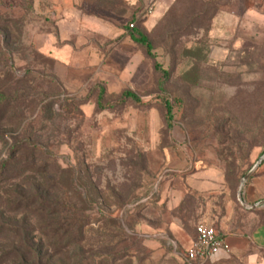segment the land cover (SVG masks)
<instances>
[{
  "label": "rangeland",
  "instance_id": "1",
  "mask_svg": "<svg viewBox=\"0 0 264 264\" xmlns=\"http://www.w3.org/2000/svg\"><path fill=\"white\" fill-rule=\"evenodd\" d=\"M76 6L122 34L82 30L67 62L130 42L136 62L120 83L67 81L65 56L46 50L63 46L54 0H0V264H183L144 246L142 219H180L183 242L165 234L180 250L200 223L222 234L257 226L264 196L244 193L264 160L243 203L238 191L264 153V0ZM131 24L155 59L131 40ZM173 154L184 164L172 167ZM166 183L185 192L175 209L159 200Z\"/></svg>",
  "mask_w": 264,
  "mask_h": 264
},
{
  "label": "crops",
  "instance_id": "2",
  "mask_svg": "<svg viewBox=\"0 0 264 264\" xmlns=\"http://www.w3.org/2000/svg\"><path fill=\"white\" fill-rule=\"evenodd\" d=\"M77 1L54 0L56 8L60 13L59 20L56 22L57 33L54 38L59 39L63 43V46L60 47L58 42H55V44H47L46 50L48 52L55 50L57 54L65 56L64 60H58L66 67L65 77L71 84L80 85L92 80L120 83L123 80L122 78L129 74V70L132 69L133 64L136 62L134 61V49L130 42L120 41L106 53L102 51V54L97 50H89L86 56L88 58L78 65L67 62L69 61L68 56L71 51L69 41L80 34L82 30L101 34L112 39L114 36H120L122 34V30L112 28L102 19L82 13L78 6H76ZM142 1L146 4L152 3L153 1H156L160 5L166 3V0ZM170 2L168 1V3ZM180 159L176 154H173L172 167L178 168L183 165L184 159ZM201 175V172L199 173L196 170L190 177H198ZM184 196L185 192L180 190V187L176 189L173 185L170 186V183H166L160 192L159 200L165 203L170 209H175L181 204ZM244 196L249 202H252L254 199L256 200V196H264V177L254 179L249 184ZM258 206L257 209H260ZM179 229H182L181 221L176 217L170 219L164 228L159 225H152L145 219H142V223L138 225V230L141 232V236H143L144 246L150 248L159 256L168 252L169 256L175 257L185 264L181 256L174 250V244L178 245V242L168 237L170 236L168 233L178 237L174 233V230ZM218 232L222 234L219 230ZM195 236L196 231L191 233L186 243H190ZM222 236L230 245V253L222 251L215 255L212 260L204 264H264V220H261L257 226L248 231L222 234ZM178 240L183 242L179 237Z\"/></svg>",
  "mask_w": 264,
  "mask_h": 264
},
{
  "label": "built area",
  "instance_id": "3",
  "mask_svg": "<svg viewBox=\"0 0 264 264\" xmlns=\"http://www.w3.org/2000/svg\"><path fill=\"white\" fill-rule=\"evenodd\" d=\"M130 26L134 27V24ZM174 250L185 264H204L222 251L230 253L231 248L214 226L200 223L196 226V236L192 245L183 251L174 244Z\"/></svg>",
  "mask_w": 264,
  "mask_h": 264
},
{
  "label": "trees",
  "instance_id": "4",
  "mask_svg": "<svg viewBox=\"0 0 264 264\" xmlns=\"http://www.w3.org/2000/svg\"><path fill=\"white\" fill-rule=\"evenodd\" d=\"M128 29H129V35L132 38V40L136 44L143 47L147 57L151 58V59H155V54L153 53V45H152V42H151L148 34L142 28H139V27L137 28L135 26L134 27L128 26ZM154 66H155V68H158L157 63H155ZM104 93H105V90L102 89L101 94L99 96V101H98V104L100 107L102 105L101 101L103 99ZM123 95L126 98L132 99L133 101H135L137 103L140 102L139 96L131 90H125L123 92ZM41 262H43V259L41 257H38V263H41Z\"/></svg>",
  "mask_w": 264,
  "mask_h": 264
},
{
  "label": "water",
  "instance_id": "5",
  "mask_svg": "<svg viewBox=\"0 0 264 264\" xmlns=\"http://www.w3.org/2000/svg\"><path fill=\"white\" fill-rule=\"evenodd\" d=\"M264 160V153L262 154V156L258 159V161L253 165V167L245 174V176L242 178L241 180V185H240V188H239V191H238V200L243 203V200H242V187L244 185V183L246 182V180L251 176V174L254 172V170L258 167L259 164H261V162ZM245 207H247L245 204H244ZM258 206V203L256 204H253L251 206V209H256Z\"/></svg>",
  "mask_w": 264,
  "mask_h": 264
}]
</instances>
